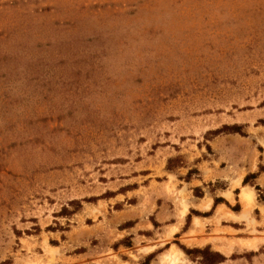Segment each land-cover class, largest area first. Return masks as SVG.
<instances>
[{"label": "rangeland", "instance_id": "1", "mask_svg": "<svg viewBox=\"0 0 264 264\" xmlns=\"http://www.w3.org/2000/svg\"><path fill=\"white\" fill-rule=\"evenodd\" d=\"M263 171L264 0H0V264H264Z\"/></svg>", "mask_w": 264, "mask_h": 264}, {"label": "trees", "instance_id": "2", "mask_svg": "<svg viewBox=\"0 0 264 264\" xmlns=\"http://www.w3.org/2000/svg\"><path fill=\"white\" fill-rule=\"evenodd\" d=\"M238 132V131H235ZM264 172V171H263ZM191 174V172H188L187 176H189ZM255 179L257 178V176H255V174H248L242 181V185H246L248 183V179ZM259 190V188H256ZM223 200L220 198H216L214 199V206H216L217 204L221 203ZM192 252H198L201 256L202 259L204 260L205 264H218L222 261V256L220 255V253L218 252H211L209 249L205 248L203 250H191ZM187 252V251H186ZM189 253V252H187ZM149 258H151V256H148L146 258V261L148 262ZM147 262H145L144 264H148Z\"/></svg>", "mask_w": 264, "mask_h": 264}, {"label": "bare ground", "instance_id": "3", "mask_svg": "<svg viewBox=\"0 0 264 264\" xmlns=\"http://www.w3.org/2000/svg\"><path fill=\"white\" fill-rule=\"evenodd\" d=\"M251 195L252 194L250 192H244V191L241 194V199L245 204L246 210L250 208V205L252 204ZM180 254H181L180 252H173V254L169 255V257L167 256L166 258H168V264H178L180 261L178 255Z\"/></svg>", "mask_w": 264, "mask_h": 264}, {"label": "crops", "instance_id": "4", "mask_svg": "<svg viewBox=\"0 0 264 264\" xmlns=\"http://www.w3.org/2000/svg\"><path fill=\"white\" fill-rule=\"evenodd\" d=\"M256 181H258L259 180V176L255 179ZM243 186H247V185H242L241 184V181H240V179L237 181V184L235 185V187H240V188H242ZM246 188L245 187H243V189L242 190H245ZM245 192V191H244ZM224 194V193H223ZM211 199H206L205 201H203L201 204H200V206H198L197 208L199 209V210H203L204 212H209L210 210H211ZM203 203H207V205L208 206H206L205 208H203L202 206H203ZM220 204H218L217 206H219ZM220 210V209H219ZM218 214H219V219H220V211H218ZM194 218H198V217H194ZM194 218H193V220H194ZM199 219V218H198ZM200 220V219H199ZM198 222V220H195V223H197ZM178 229H179V227H178ZM178 231V230H177ZM176 231V232H177ZM176 232H173L174 234L176 233Z\"/></svg>", "mask_w": 264, "mask_h": 264}]
</instances>
